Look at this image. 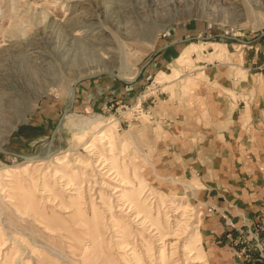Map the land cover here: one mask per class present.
Returning <instances> with one entry per match:
<instances>
[{
  "label": "rangeland",
  "instance_id": "374dc122",
  "mask_svg": "<svg viewBox=\"0 0 264 264\" xmlns=\"http://www.w3.org/2000/svg\"><path fill=\"white\" fill-rule=\"evenodd\" d=\"M173 263L264 264V0H0V264Z\"/></svg>",
  "mask_w": 264,
  "mask_h": 264
},
{
  "label": "bare ground",
  "instance_id": "6f19581e",
  "mask_svg": "<svg viewBox=\"0 0 264 264\" xmlns=\"http://www.w3.org/2000/svg\"><path fill=\"white\" fill-rule=\"evenodd\" d=\"M80 26H77V25H74V24H70L69 25V28H68V31H69V34L72 36L73 34H72V32L70 33V29L71 30H73L74 31V29H76V28H79ZM76 35V34H75ZM212 43H209V45H211ZM213 45V44H212ZM123 65H124V63H123V61H122V58H121V64H120V66H122L123 67ZM125 66V65H124ZM126 67V66H125ZM69 89H70V87H69ZM73 89V87L71 88V90ZM71 90H70V92H71ZM112 120H108V122L110 123ZM57 133L59 132L60 133V129L58 128L57 129V131H56ZM55 134L53 133L52 134V139H50V141H49V143L54 147L55 145V143H54V140H55ZM92 145V143H88V147L89 146H91ZM51 151H56V150H54V149H52ZM51 151H48V152H46V151H42L41 153H40V156H39V158H41V157H45L46 158V155H50L49 153L51 152ZM35 155V154H34ZM26 157H28V159H29V156H26ZM31 157H33V155L31 156ZM27 159V158H26ZM45 159H40V160H37V161H34L33 163H32V168H28V165H23V166H19V168L17 169V168H15L14 166H9V167H7V168H4V170H3V174L5 175V176H12L15 172H17L18 170H20L21 172H27L29 169L32 171V170H35V169H38V168H40L44 163H45ZM29 170V171H30ZM159 233V237L163 240H166V239H168V238H173V237H176L177 235L175 234V233H171V235L170 236H166L165 234H163V233H161V232H158ZM187 246V245H186ZM193 247V246H192ZM176 249V248H175ZM189 249V248H188ZM194 249V248H193ZM188 257L189 258H191V254H190V250L188 251ZM194 258H197V256H195V257H193V259H189V261L190 262H192L193 261V263H195L196 261H194L195 259ZM174 264V263H173Z\"/></svg>",
  "mask_w": 264,
  "mask_h": 264
},
{
  "label": "crops",
  "instance_id": "0c3cea01",
  "mask_svg": "<svg viewBox=\"0 0 264 264\" xmlns=\"http://www.w3.org/2000/svg\"><path fill=\"white\" fill-rule=\"evenodd\" d=\"M87 98V96L86 95H84L83 96V102H87V103H85V104H89L90 105V101L88 102V100L86 99ZM96 106H93L91 109H94ZM191 117H193V115L191 116ZM215 118H217V117H215ZM216 120V119H215ZM208 134V136H209V139H211V145L210 146H207V148L204 150V153L205 154H209V155H211V157H210V161L209 162H211L212 164H213V155H214V153H217V152H220V147L218 146V142L216 141V138H217V136L219 135V133H217V131H211V133H207ZM215 139V140H214ZM199 152V151H198ZM212 167V166H211ZM213 198H215V196L213 197ZM231 200L233 201H236L235 199H233V198H231ZM215 201H217V200H215Z\"/></svg>",
  "mask_w": 264,
  "mask_h": 264
},
{
  "label": "water",
  "instance_id": "95a60500",
  "mask_svg": "<svg viewBox=\"0 0 264 264\" xmlns=\"http://www.w3.org/2000/svg\"><path fill=\"white\" fill-rule=\"evenodd\" d=\"M136 75H137V73H136ZM135 75V76H136ZM69 99H70V102L72 101V99H73V89L71 90V92H70V94H69Z\"/></svg>",
  "mask_w": 264,
  "mask_h": 264
}]
</instances>
